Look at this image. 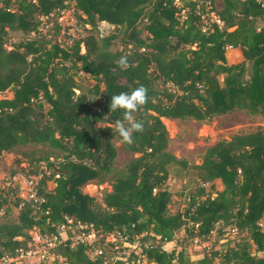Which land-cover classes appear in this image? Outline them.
Here are the masks:
<instances>
[{
	"label": "trees",
	"instance_id": "obj_1",
	"mask_svg": "<svg viewBox=\"0 0 264 264\" xmlns=\"http://www.w3.org/2000/svg\"><path fill=\"white\" fill-rule=\"evenodd\" d=\"M215 1L206 12L202 1L190 0L181 6L174 0H0V162L17 147H39V157L24 154L30 174L43 164L50 173L39 182V209L19 205L17 186H0V258L26 248L30 231L57 234L71 217L93 231L102 252L92 257L87 243L64 241L53 264H264V129L208 147L192 167L197 182L185 209L169 211L165 186L178 164L162 119L208 123L244 112L264 122V0H222L220 10ZM67 10L85 31L72 42L57 23ZM211 12L221 27L210 22ZM103 23L110 29L100 33ZM15 31L24 37L10 43ZM117 39L122 49L113 51ZM228 49L240 50L242 60L228 63ZM121 57L129 65L123 70L115 63ZM80 75L92 85L80 87ZM140 85L149 102L134 119L144 121L145 130L128 145L115 129L122 113L109 105L111 96ZM117 142L136 155L118 171ZM216 180L224 189L213 197ZM103 183L111 190L100 202L81 191ZM216 225L217 241L226 227L245 236L192 260L187 247L206 241ZM111 235L115 241L107 240ZM138 238L140 252L123 253ZM171 242L179 250L167 251Z\"/></svg>",
	"mask_w": 264,
	"mask_h": 264
},
{
	"label": "rangeland",
	"instance_id": "obj_2",
	"mask_svg": "<svg viewBox=\"0 0 264 264\" xmlns=\"http://www.w3.org/2000/svg\"><path fill=\"white\" fill-rule=\"evenodd\" d=\"M176 1V0H175ZM181 3V0H180ZM222 6V0L215 1V7L220 10ZM69 17L64 18V21ZM68 23V22H65ZM105 28L110 29L106 24L103 25ZM24 35L19 32H9V42H19L22 40ZM61 39V37H59ZM113 51L121 50L122 44L120 40L117 39L112 48ZM84 50H82L83 52ZM227 61L228 63H236L242 60L240 50L238 49H228L227 50ZM77 83L80 87H89L92 85L88 76H78L76 78ZM78 93V91H76ZM162 122L169 135V146L168 151L172 154L175 162L178 165L172 166L169 169L168 179L166 181V188L171 194V203L169 205L170 213L182 212L186 206V199L190 190H192L194 182L196 181L195 171L193 170L194 165H199L201 163V156L204 151L220 140H229L230 137L239 133H247L256 128L260 127L264 129V122L259 117L247 116L244 112H233L228 113L223 116L214 117L208 123H198L195 121H175L169 119H162ZM116 147V160L114 163V169L118 171L124 163L136 155H133L126 151L119 142L115 143ZM39 147L27 146V147H17L10 153H4L0 162V186L7 187L8 179L13 172L19 175L30 174L31 168L29 167L28 158L24 154H29L30 152H35V157H39L41 150ZM46 151V150H43ZM55 157L52 156V160ZM50 159V160H51ZM185 167V169H183ZM17 178V177H16ZM48 189L53 188V184L50 181L47 184ZM214 191H222L224 189L220 180H216L213 184ZM207 191H209L208 186H206ZM111 190L110 183H103L100 185H86L83 186L81 191L84 194H88L94 197L98 202H100L101 195L104 192H109ZM213 197L215 194L212 195ZM17 216V210H12L11 218L15 219ZM5 220L4 216L0 217V222ZM264 227V221L261 222ZM219 227L216 225L214 230L209 235L206 241L200 244H191L187 247L188 253L192 260L200 259L207 251L205 249L212 246L213 249H221L226 243L227 245H235L242 236L245 234H239L236 237L233 233L226 232L224 238L217 241L216 231ZM227 230L230 227H226ZM141 235L140 237H142ZM184 236V231L178 233L177 238H182ZM139 237V238H140ZM236 237V238H235ZM139 238L135 240L133 244H125L126 250L123 251L125 254H129L131 251L136 253L140 252L139 245L141 244ZM176 238V239H177ZM232 238H235L232 240ZM232 240V241H231ZM178 245L175 242H171L165 245L167 251L179 250ZM262 255V254H260ZM219 260H217L218 262ZM146 263V261H145ZM153 264V263H146Z\"/></svg>",
	"mask_w": 264,
	"mask_h": 264
},
{
	"label": "built area",
	"instance_id": "obj_3",
	"mask_svg": "<svg viewBox=\"0 0 264 264\" xmlns=\"http://www.w3.org/2000/svg\"><path fill=\"white\" fill-rule=\"evenodd\" d=\"M182 1L185 0H181ZM190 1H202L205 4L206 12L211 10L212 0H190ZM262 2L263 0H259ZM174 3L181 6L180 0H174ZM264 5V4H263ZM215 6V5H214ZM216 8V7H215ZM73 10H67L60 12V16L57 18L58 25L62 28V33L67 29L66 39L67 42H72L74 39H81L85 36V31L82 27L77 25L74 17ZM208 15V14H207ZM69 17L64 21V18ZM52 17L43 18L42 31L46 32L50 25L47 23ZM210 22H214L218 26H222V22L218 19L214 12L209 13ZM68 22V23H65ZM100 27V33L106 30L103 25ZM109 26L108 24H106ZM49 171L43 164L37 174L29 175H19L11 178L6 184L7 187L13 188L17 186V197L20 201L19 205L29 204L33 209H39L44 203V198L39 194V182L46 176H49ZM17 177V178H16ZM261 228H264L262 223H259ZM220 228V226L218 225ZM216 231V230H215ZM224 231L236 234L235 228H224ZM30 241L28 242L26 248L18 249L14 257H1L0 264H9L15 262L16 264H53L57 257L54 255V249L63 243L64 241H70L71 246H76L80 243H87L90 245V251L92 257L101 254V248L98 237L93 233V231L86 232V226L80 223H74L73 218L65 217V224L61 225L58 229V233L54 235H46L40 233L37 229L29 232ZM107 240L115 241L114 235L109 236ZM194 243H200L197 239ZM61 262V260L59 259ZM141 264H146L145 260Z\"/></svg>",
	"mask_w": 264,
	"mask_h": 264
},
{
	"label": "clouds",
	"instance_id": "obj_4",
	"mask_svg": "<svg viewBox=\"0 0 264 264\" xmlns=\"http://www.w3.org/2000/svg\"><path fill=\"white\" fill-rule=\"evenodd\" d=\"M115 63L121 70L129 67L126 57H121ZM148 102V90L143 85L131 92H121L111 96L110 111L116 112L119 110L122 113L123 118L115 122V129L123 143L132 145L134 143V133L144 132V121L135 120L134 114L142 111Z\"/></svg>",
	"mask_w": 264,
	"mask_h": 264
},
{
	"label": "crops",
	"instance_id": "obj_5",
	"mask_svg": "<svg viewBox=\"0 0 264 264\" xmlns=\"http://www.w3.org/2000/svg\"><path fill=\"white\" fill-rule=\"evenodd\" d=\"M241 53V52H240ZM241 57H242V55H241ZM241 61V60H240Z\"/></svg>",
	"mask_w": 264,
	"mask_h": 264
}]
</instances>
